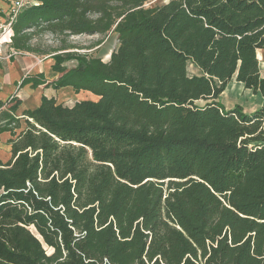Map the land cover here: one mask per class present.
Returning a JSON list of instances; mask_svg holds the SVG:
<instances>
[{"label":"trees","instance_id":"1","mask_svg":"<svg viewBox=\"0 0 264 264\" xmlns=\"http://www.w3.org/2000/svg\"><path fill=\"white\" fill-rule=\"evenodd\" d=\"M145 2L32 0L12 20L10 46L16 51L35 52L31 43L35 28L68 36L115 31L123 38L141 32L140 49L150 55L144 64L147 68L162 70L161 63L168 61L172 69L185 74L187 62L192 61L210 78L185 81L186 92L180 95L177 85L168 92L165 77L153 89L144 80L137 83L111 76V62L99 57L58 52L71 46L56 50L52 55L53 69L62 78L70 79L67 84L81 91L93 90L100 100L84 99L71 107H58L48 99L45 107L51 104L57 106L56 110L29 112L46 126L40 132L46 133L47 139L56 140L57 145L47 143L34 153L28 148L32 144L20 150L13 166L21 170L23 183L17 181L20 189L5 191L2 197L35 198L32 192L23 193L21 184L28 179L49 181L38 178L40 170H62L60 173L65 171L75 178L79 177L78 169L99 170L102 178L110 171L121 188L113 198L115 205L109 209L103 203L97 212L112 216L119 209L132 216L131 237L126 236L115 251L106 247L101 253L88 252L80 243L96 238L95 209L81 205L84 209L74 208L69 218L71 225L86 235L67 241V248L74 246L68 264H264V110L253 115L243 113L239 118L229 115L236 111L216 106L225 85L214 83V76L220 80L230 79L236 72L240 76L245 71L247 55L251 58L248 66L258 68L255 49L257 45L264 46V0H197V5L194 0H172V5L157 15L162 20L159 27L147 20L153 11L143 7ZM178 23L179 30L172 34ZM189 31H197L198 36L187 37ZM140 57L144 58L132 50L128 60ZM71 59L79 61L78 73L63 66ZM43 76L29 74L23 83L43 84ZM250 87L264 96V77L256 72ZM210 95L212 102L207 106H194L195 99ZM89 102L98 106L94 109L95 105ZM184 113L188 114L187 120ZM172 118L176 122L171 130H166ZM252 140L259 143L249 147ZM60 141L65 143L63 148ZM90 150L92 161L87 157ZM5 175L16 181L11 173ZM186 177L191 180L181 183ZM46 185L45 196L55 197L52 183ZM183 195L188 201L183 202ZM98 196L100 202L105 201L103 192ZM44 197L38 196L40 200ZM69 200L62 196L59 202L65 205ZM189 201L204 209L213 208L214 201L222 204L220 214L227 219L229 228L225 234L211 239L206 228L207 215ZM163 208L166 219L161 217ZM170 222L179 229H173ZM112 229L119 232L116 227ZM154 236L155 242L148 240ZM176 245L174 256L170 257V246ZM89 247L96 249V240Z\"/></svg>","mask_w":264,"mask_h":264},{"label":"rangeland","instance_id":"2","mask_svg":"<svg viewBox=\"0 0 264 264\" xmlns=\"http://www.w3.org/2000/svg\"><path fill=\"white\" fill-rule=\"evenodd\" d=\"M0 1L1 58L3 56H8L10 52L13 51L16 52L15 56L17 58H20V55H22L20 60L23 64L20 79L16 81V85L10 90L7 89L6 83L8 75H1V89H4L6 93H3L1 96L0 102V264H68L71 253L74 251V246L67 248V241H69L71 237L79 236V238H82L86 235L84 230H80L76 226L71 225V220L69 218L73 209L81 205H86L85 208L94 207L95 209V213L93 214V217H95L93 230L96 232V247H94L96 249L91 250L89 247L90 243L93 245L95 240L90 241V239L87 238L86 241L84 240L80 244L84 245L88 252H96L98 250L101 253L106 247H110L112 251H115L124 243L122 241H124L126 236L131 237L129 232L132 230L131 222L133 218L119 209L117 214L112 216H101L97 212L98 207H101L103 203L109 209L110 206L115 205L113 198L121 188L120 185H116L115 182L118 180H116L114 175L112 176L109 174L110 171H107L106 173L108 175L102 178L99 170L78 169L76 176L79 177L75 178L74 174H68L65 171L60 173L62 170L59 173L56 171L54 172V169L49 165L51 169L48 173L40 170L41 174L38 175V178L48 179L49 181H40L39 179H36L37 181H32L28 179L24 184H21L23 186V188H21V190H23L22 192H32L33 195L36 196L35 198H20L12 195H10V198L2 197L5 195V191L15 192L20 189L19 185L15 183L22 180V176H20L21 170L13 166L17 156L20 155V150L32 144V146L28 148L29 152L34 153L36 152V148H40L47 143L49 145H57L56 140L53 138L47 139L45 136L46 133L43 135V132H40L42 128H46V126L40 122L38 118H34L29 112H35L37 109L51 112L57 109V106L55 107L51 104L45 107L44 103L46 100H54L58 104V107L59 105L71 107L82 99L100 100V97H98L93 90H91V92L96 96L86 91L80 93L81 90H78L73 85L67 84L70 79L62 78L60 73L53 69L52 63L55 62V59L52 55L56 50L62 47L71 46V48L67 50L58 52L74 51L82 55H87L88 57H99L103 61L111 62V76L125 80H134L137 83L144 80L146 83L150 84L147 86L153 89H157L163 81V77H165L166 85L169 86L166 87V89H171L173 85H177V93L180 95L186 92L185 81L191 82L193 78H210V75L201 72L200 68L192 61L187 62V73L185 74L177 69H172L168 61L161 63V67H163L162 70L147 68L144 64H147L146 59L150 58V55L149 51L142 53L140 49L143 44V40L140 38L141 34H139L141 32H137V34L130 36H124L123 38L115 31H111L107 34H76L68 36L53 33L44 28H35L31 40V43L37 49L35 52L28 53L25 51H16L13 48L9 50V46L6 47V44H10L11 42L9 40V31L10 28L12 30V27L9 22L11 20L12 11L20 0ZM171 2L172 0H146L143 7L153 11V13H149L147 20L154 22V27L162 25V20L159 19L157 15L164 10V7L172 5ZM195 2H197V0H194V5H197ZM174 6L180 7L178 5ZM165 14L170 15L168 12ZM180 26L181 24L178 23L171 33H177ZM191 36L197 37V31H189L187 37L190 38ZM137 37L139 38L138 40L136 39ZM260 49L264 50V46L260 47L257 45L255 49L258 65L257 69L254 68V65L248 66L247 63H250L251 58L247 55L245 71L242 72L240 76L239 72L234 73L230 79L226 80H220L218 77L214 76V83L218 86L225 85L217 99L218 102L216 106L224 111H236V114L235 112L229 114L235 118L241 117L243 113L253 115L254 112L259 110L257 109L253 112H249L240 104H230V102H227L228 97L224 94V91H227L229 85L233 82L235 84L240 83V85L255 93L261 92L260 90H255L250 87L252 82H254L256 72L262 76L260 68L261 63L257 55ZM5 50L7 52H5ZM132 50L135 54L138 53V55H142L144 58L140 57L137 60L134 59L133 61H129L128 57ZM22 57H26V60ZM239 63L241 64V61H239ZM63 66L74 73L80 71V63L76 59L64 62ZM146 69H148L147 72H145ZM169 70H171V72H166ZM31 73L36 75L43 74L46 80L45 83L38 85L34 82L23 83L26 76ZM243 78H245L247 82H245ZM3 83H6V87ZM2 85H4V87H2ZM38 88H41V94L38 97L40 102L38 106L32 107L33 92ZM169 91L170 90H168V92ZM230 97L234 98L235 94H231ZM211 100L212 96L210 95L195 99L193 103H195L194 106L204 107L207 106V103L212 102ZM89 103L95 105V107H93L94 109L98 106V104ZM183 106L192 109L190 105L184 104ZM260 109L264 110V105ZM101 112L103 111L101 110ZM116 113L118 112L116 111ZM187 115V113H184L185 117ZM185 119L187 120L188 116ZM168 120L169 119H167V121ZM175 122L176 119L172 118L167 124L166 130H171ZM262 126H264V122ZM135 129L140 130L141 128ZM60 143L63 148L65 143L62 141H60ZM258 143L259 142H254L252 140L249 142L248 146L254 147ZM33 146H35L34 149L32 148ZM55 153H58V151ZM92 153L93 152L90 150V155L87 156L89 161L93 159ZM57 163H59V161H57ZM183 171L185 172V170ZM5 172H8V174L11 173L16 181L9 178V176L7 177ZM168 179H165L166 183H168ZM189 180L191 179L188 177H186V179L182 178L181 181L183 182L181 183H187ZM21 183H23V180ZM3 184H5V186H3ZM46 184H50L53 189H55L54 192L57 197L51 198L45 196L43 189L47 187ZM164 188L167 190V186L164 185ZM101 192H103V197L106 198L104 202H100L97 199ZM39 195L45 196L44 199L40 200V198H38ZM62 196L67 198V200L71 199L69 200L70 203L62 205L59 202ZM208 196H210V194ZM183 199V202L188 201L184 195L182 196V200ZM40 201H42V203ZM189 203L192 204V207L198 208L203 214L207 215L205 218L206 228L208 236L211 239L214 240L217 237L223 236L226 230L229 229L225 224L227 219H223L220 214L223 211L222 204H218L214 201L213 208L210 209L209 207H205L204 209L202 205L197 202L189 201ZM162 205L164 204L162 203ZM82 206L80 210L84 209ZM161 212V217L164 218L165 208H163ZM74 219L78 220V218ZM105 221H107L108 225H105ZM135 224L136 222L134 225ZM169 225L173 229H179V226L174 222H170ZM113 227L119 229V232L116 233V231L112 229ZM143 233L146 234L145 232ZM148 240L155 242L157 237H148ZM176 243L177 242L174 244ZM73 244L72 242V245ZM170 248L169 256L173 257L177 245L175 247L170 246ZM197 257L200 258V256ZM201 257L203 258L202 255ZM146 261L149 263L148 260Z\"/></svg>","mask_w":264,"mask_h":264},{"label":"crops","instance_id":"3","mask_svg":"<svg viewBox=\"0 0 264 264\" xmlns=\"http://www.w3.org/2000/svg\"><path fill=\"white\" fill-rule=\"evenodd\" d=\"M1 6V1H0ZM9 46V50L12 49L10 44H6V47ZM5 52H7L5 50ZM16 52H10L8 56H3L1 58V51H0V101L1 96L3 93H6L4 89H1V75L7 74L6 83H7V89L10 90L12 87L16 85V81L20 79V75L22 74L23 64L20 60V58H17L15 56ZM29 53V52H28ZM6 54V53H5ZM258 55V59L260 60L261 65V74L264 77V50L260 49ZM24 60H26V57H22ZM53 64V63H52ZM33 74V73H31ZM6 83H3L6 87ZM2 85V87H4ZM231 90V91H230ZM231 93H230V92ZM83 92V91H81ZM80 92V93H81ZM88 92V91H86ZM229 92V93H228ZM41 94V88H38L34 90L33 96H32V103L31 106H38L40 99L38 98ZM79 94V93H78ZM92 94V93H91ZM224 94L228 97L227 102H230V104H240L242 105L246 111L253 112L257 109H260L264 105V97L261 94V92H253L250 89L245 88L244 86L240 85V83H231L228 87L227 91H224ZM235 94L234 98H231L230 95ZM253 96V97H252ZM252 98V99H250ZM83 100V99H82ZM95 100V99H94ZM264 127V126H263Z\"/></svg>","mask_w":264,"mask_h":264},{"label":"built area","instance_id":"4","mask_svg":"<svg viewBox=\"0 0 264 264\" xmlns=\"http://www.w3.org/2000/svg\"><path fill=\"white\" fill-rule=\"evenodd\" d=\"M32 0H20L17 2V5L14 7L12 14H11V20L9 22V24L11 25L12 20L14 19V17L16 16V14L18 13V11L26 4H28L29 2H31ZM11 37H12V30L10 28L9 31V40L11 41Z\"/></svg>","mask_w":264,"mask_h":264},{"label":"bare ground","instance_id":"5","mask_svg":"<svg viewBox=\"0 0 264 264\" xmlns=\"http://www.w3.org/2000/svg\"><path fill=\"white\" fill-rule=\"evenodd\" d=\"M84 100V99H83Z\"/></svg>","mask_w":264,"mask_h":264}]
</instances>
